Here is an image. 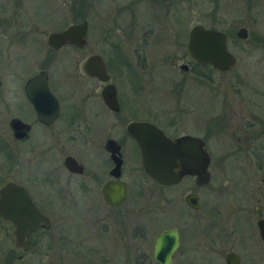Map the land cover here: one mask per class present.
<instances>
[{
	"label": "flooded vegetation",
	"instance_id": "flooded-vegetation-1",
	"mask_svg": "<svg viewBox=\"0 0 264 264\" xmlns=\"http://www.w3.org/2000/svg\"><path fill=\"white\" fill-rule=\"evenodd\" d=\"M207 1L212 21L204 24L197 18L187 25L186 10L198 7L202 16V0H0V56L9 61L28 55L31 60L28 66L10 68L13 77L21 76L20 84L0 89V112L5 114L0 149L8 174L0 184L10 180L21 185L49 221L46 227L28 230L26 249H15L13 226L0 219L8 225L10 253L17 259L38 244L41 233L50 228L52 212L47 207H53L62 193L71 209L91 216L93 224L80 234L69 230L71 241L68 236L66 244L55 231L53 250L69 248L71 255L83 254L90 264H156L153 238L169 228L177 233L170 264H229V258L236 264H264V239L257 227L258 219L264 221V181L251 191L245 171L220 170V160L234 155L224 151L218 155L223 158L212 160L207 135H216L217 130L204 124L202 108L176 79L173 83L169 79L163 89L168 100L152 106L147 103L153 92L144 78L157 71L173 75L177 68L201 78L200 68L205 65L224 73L194 61L186 50L188 30L194 23L223 31L225 46L232 36L214 26L215 21L223 23L219 0ZM80 22H84L80 39H48L50 33H61ZM236 30L232 39L239 40ZM226 50L231 53L227 46ZM231 54L235 62L228 71L236 63ZM99 63L106 79L84 68L93 69ZM56 72H62L67 82L57 89L51 84ZM36 76L44 79L45 89L26 86ZM107 85L113 89H103ZM111 94L114 102L109 104ZM136 122L151 123L168 138L187 135L201 141L209 156L206 182L200 184L195 174L186 172L174 183H156L144 171L139 144L127 130L128 124ZM259 123L263 133L264 117ZM129 152L134 153V161L127 158ZM251 153L263 157L262 148ZM20 156L33 166L26 171L18 166ZM226 177L227 184L218 182ZM145 183L163 192L165 215L178 200L182 215L196 222L205 218L207 229L189 234L182 221L181 225L157 229L155 202L159 198L142 201L139 195L146 189ZM105 184L112 196L124 193L121 202L109 204L104 199L101 190ZM233 184L239 186L234 190L237 196L231 190ZM187 194H193L195 207L185 200ZM254 194L260 203L248 207L246 200ZM203 197L208 198L207 203ZM226 198L237 203L228 211L224 209ZM240 226L251 231L240 230ZM50 240L47 247H51Z\"/></svg>",
	"mask_w": 264,
	"mask_h": 264
},
{
	"label": "rangeland",
	"instance_id": "rangeland-1",
	"mask_svg": "<svg viewBox=\"0 0 264 264\" xmlns=\"http://www.w3.org/2000/svg\"><path fill=\"white\" fill-rule=\"evenodd\" d=\"M219 3L222 8L221 10L219 9V15L223 17V23L221 21L218 23L215 21L214 26L224 29L232 35L226 41V46L236 56L234 67L224 73L203 69L204 72L208 73L209 77L201 78H196L190 71L183 72L177 68L175 70L178 73L173 75L169 73L163 74V72L157 71L151 77L144 78L145 84L153 92V96L147 103L152 106L157 105L161 101L165 102L168 100L165 98L163 89L168 86L169 79L172 80V83L175 79L180 82L182 84V86L179 85L181 89L190 90L189 93L190 95L193 94L198 108H202L203 110L204 124L209 123L211 127H214L213 129L217 130L215 131L216 135H213V133L207 135L212 160H216L217 156L223 154L224 151H229L234 157L220 160V170L232 173L239 172V170L245 171V181L248 182L249 188L253 191L256 186L258 187L264 181V132L261 133L259 123L260 118L264 117V0H219ZM197 9L198 7L194 6L186 10L187 25L197 18L204 24L212 21L210 19L212 15L208 12L210 10V4L207 0H202V16H199ZM238 26H245L247 34L243 39H232V37H235V30ZM179 52H182V49ZM17 59L15 60L11 57L8 61L0 56V89H4L7 86H16L17 83L20 84L22 80L21 76L20 78L13 77L10 74V68H17L19 64L28 66L31 64V60L28 55L21 56ZM179 62L181 61L177 60V63ZM55 76L51 82L54 88H60L67 83L62 72H56ZM123 89H125V86ZM195 89L197 92H195ZM4 120L5 114L0 112L1 136L5 130ZM249 123L255 124L253 126L250 125V127L246 125ZM212 124L215 125L213 126ZM33 136H35L34 131ZM260 148H262L263 157H254L251 150H258ZM127 158L130 161H134V153L129 152ZM261 159L263 163L259 164ZM18 161V166H21L25 171L31 165L33 166V163L27 162L24 156H20ZM7 175L5 160L0 149V181L5 179ZM218 182L227 184L229 181L226 177L218 179ZM145 185L146 183L144 184V188L146 189L142 195H139L143 199L142 201L149 202L146 200L149 197V199L151 197L159 198L155 202L157 215L156 225L160 226L157 229L176 223L181 225L179 221H182L184 230L186 229L189 234H195L199 230L207 229V221L205 218L199 219L196 222L192 221L189 217L183 216V209L178 200H175L170 206V212L168 215H165L163 192L153 190L154 188H148ZM129 186L130 189L133 188L131 183ZM230 186L234 195L237 196L238 193L234 190H239V186L236 184ZM206 188L208 189V187ZM32 191L35 193L33 189ZM243 191H245L244 188ZM61 195L62 193L60 194V200L53 207H47L52 212L50 215L52 221L50 228L41 233L38 244H35L30 250L24 253L21 258L17 259L14 252L10 254L12 245L10 231L8 225L0 221V264H90L89 258L83 254L71 255L69 248L65 247L64 249L53 250L52 238L54 237L55 231L59 232L60 236H63L62 244H66L68 242V236L69 241H71L70 234L68 233L69 230H74L80 234L87 231L93 224L91 216L74 212L75 210L71 209L72 205L69 203L67 196ZM68 197H71V195L69 194ZM257 197V194L249 196L250 199H247L245 204L248 207H252L254 204L259 205L260 201H255ZM174 198L177 199L175 196ZM203 200L204 203L208 202V198L203 197ZM235 204H237L235 201L227 199L224 209L228 211ZM204 206L206 208L207 205ZM239 229L250 230L251 228L248 226H240ZM48 240H50L51 247L46 246ZM262 256L264 260V254ZM92 257L95 258V255H92Z\"/></svg>",
	"mask_w": 264,
	"mask_h": 264
},
{
	"label": "water",
	"instance_id": "water-1",
	"mask_svg": "<svg viewBox=\"0 0 264 264\" xmlns=\"http://www.w3.org/2000/svg\"><path fill=\"white\" fill-rule=\"evenodd\" d=\"M84 22L68 27L61 33H50L48 39H67L82 37ZM236 35L244 38L246 29L240 26ZM226 35L223 31L209 29L199 23L190 26L187 35L186 50L190 58L202 64H208L219 72L228 71L235 57L226 50ZM185 67V65H182ZM88 72L95 74L100 79H106L100 63L93 69L84 67ZM26 86H41L45 89L44 79L39 76L31 79ZM103 89H113L107 85ZM114 102V98L107 99ZM15 126V125H13ZM128 132L134 136L140 147L141 164L144 171L158 184L176 182L186 172L196 175V181L200 184L206 182L208 177L207 165L209 163L208 152L203 143L187 135L175 138L166 137L160 129L151 123L136 122L127 125ZM16 133V132H15ZM17 134V133H16ZM18 135V134H17ZM193 150V151H191ZM105 184L102 187L104 199L109 204L121 202L124 193L118 195L109 194ZM187 203L196 206L193 194L185 196ZM0 219L9 222L13 226V247L26 249L29 246L27 232L36 226H48L49 221L33 204L26 190L19 184L6 180L0 184ZM260 236L264 239V221L257 220ZM177 246V233L175 228L164 229L153 238V256L156 264H170V254ZM236 260L229 258V264H236Z\"/></svg>",
	"mask_w": 264,
	"mask_h": 264
},
{
	"label": "trees",
	"instance_id": "trees-1",
	"mask_svg": "<svg viewBox=\"0 0 264 264\" xmlns=\"http://www.w3.org/2000/svg\"><path fill=\"white\" fill-rule=\"evenodd\" d=\"M206 69V70H208V71H211V69L209 68V67H207V66H205V65H203L200 69ZM199 70V69H198ZM199 71H201V70H199ZM202 72V77H209V75H208V73L207 72H204V71H201ZM11 254V253H10Z\"/></svg>",
	"mask_w": 264,
	"mask_h": 264
}]
</instances>
